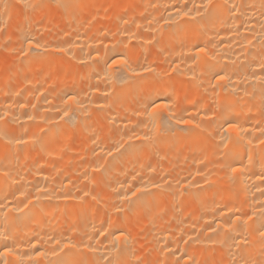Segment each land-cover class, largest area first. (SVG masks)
<instances>
[{"label": "bare ground", "instance_id": "1", "mask_svg": "<svg viewBox=\"0 0 264 264\" xmlns=\"http://www.w3.org/2000/svg\"><path fill=\"white\" fill-rule=\"evenodd\" d=\"M62 2L0 0V264H264V0Z\"/></svg>", "mask_w": 264, "mask_h": 264}, {"label": "snow or ice", "instance_id": "2", "mask_svg": "<svg viewBox=\"0 0 264 264\" xmlns=\"http://www.w3.org/2000/svg\"><path fill=\"white\" fill-rule=\"evenodd\" d=\"M58 3H60V6H62V7H67V5L63 4L62 0H58ZM23 6L26 9H33V10H35V8L41 7V5L34 4L33 0H24V5ZM184 7H187V5H184ZM182 16L189 17V19H191L190 15H189V12L182 13ZM28 46H29V48L38 47V45L34 44L31 40L28 41ZM5 47H7V45H5ZM198 51L200 53H203L205 51V49L203 47H198ZM126 63H127V61L123 57L122 54H120L118 56V58L113 59L111 61V63H108V61H105V64H107V67L109 69H113L117 65H124ZM143 71L145 73H147V72H151L152 69L151 68H144ZM261 72L264 73V63L261 64ZM132 75H133V77H136V76H140L142 74L139 73V72L133 71ZM252 75H253L254 78L256 77L255 72H253ZM215 79H216L217 83H220V82H222V81H224L226 79V76L217 74ZM172 94H174V89H173V92L169 95V99H168L169 101H171V95ZM66 95L68 96V99H67L66 103H71V102H73L75 100L74 95H72L71 93H67ZM261 104H262V106H264V94L261 95ZM21 107H24V105H21ZM165 110H168V111L172 110V105H171L170 102L169 103L155 102L151 106L145 107V112H149L150 111L151 115H153V116H155L157 113L163 112ZM5 115H7V113H5ZM65 115H67V112H65ZM29 119H32V117H29ZM170 119H174L176 124H178V125L192 124V120H190V119H176V116H175L174 113H173V115H172V117ZM225 130L226 131H234L235 130V125L229 123L227 129H225ZM261 131H262V135H264V130H261ZM135 139L143 140L145 138L138 136ZM15 143L17 145L27 146V142L23 141L21 139H17L15 141ZM260 143L262 145H264V140L260 141ZM109 154H111V153H109ZM225 167L226 168H230L231 172L233 174H236L238 171H240V169L238 167L231 166L230 164H227L226 162H225ZM153 187H159V186L158 185H154ZM201 191H203V190H201ZM137 193H139V195H137ZM184 194L185 195H189V196L193 195V193H191L188 190L187 186H185V193ZM131 195H132V197H136V199L132 200L131 197H129L127 195L120 197L122 200H125V201L128 202V211L132 212L134 210V205H136V203L139 202L141 207H143L144 210L147 212V211L151 210V207L154 204V201H155V198L157 196V193L151 192V191H147V190H145L143 188H137L136 191L132 192ZM262 195H264V193H262ZM260 208H261L260 216H264V202L261 203ZM116 211L120 212L121 209L119 207H117ZM255 215H256V213L253 212L252 215H247L246 219L242 220L240 215L233 214V217H230V219H232V224L228 225V229H230L233 232H236L238 235H241V238L244 240L245 243L247 242V237L243 236L242 233L247 232L249 229H251L252 232L257 234L260 243L262 245H264V224L260 225L259 227H256L255 226L256 225V221L254 220V216ZM249 221H251L252 223H248ZM220 226H222V225H218V227H220ZM212 231H213L214 234H216L215 229H213ZM100 234L103 235L104 234L103 231H101ZM121 238H123V233H120V235L116 236L117 240H119ZM233 245L236 248L240 247V244L238 242H236V241L233 242ZM233 245H229L228 246L229 247V254L233 256V259L230 261V264H237V260L234 258V253L231 252V249H232ZM5 252L6 253H10V250L6 248ZM42 254L43 253H39V252L37 253L38 256L42 255ZM81 264H86V262H81ZM110 264H113V262L111 261ZM117 264H118V262H117ZM137 264H139V262H137Z\"/></svg>", "mask_w": 264, "mask_h": 264}]
</instances>
